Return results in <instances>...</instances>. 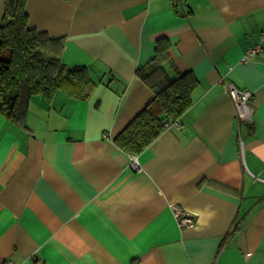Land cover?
<instances>
[{
  "label": "crops",
  "instance_id": "1",
  "mask_svg": "<svg viewBox=\"0 0 264 264\" xmlns=\"http://www.w3.org/2000/svg\"><path fill=\"white\" fill-rule=\"evenodd\" d=\"M26 11L95 87L84 101L33 96L21 124L0 115V264H264V0H27ZM160 39L164 71L197 84L135 171L113 140L154 96L135 71ZM227 85L252 93L251 121L237 120Z\"/></svg>",
  "mask_w": 264,
  "mask_h": 264
},
{
  "label": "trees",
  "instance_id": "2",
  "mask_svg": "<svg viewBox=\"0 0 264 264\" xmlns=\"http://www.w3.org/2000/svg\"><path fill=\"white\" fill-rule=\"evenodd\" d=\"M26 2L3 0L0 22V115L20 124L33 96L51 100L62 90L84 101L95 87L86 68L61 63L63 37H52L30 25ZM169 49L168 41H156L152 59L135 71L154 96L113 140L130 156H138L150 146L166 129V123L178 124L192 104L191 93L197 81L190 72L172 68L170 77L164 71L165 64L172 67Z\"/></svg>",
  "mask_w": 264,
  "mask_h": 264
},
{
  "label": "built area",
  "instance_id": "3",
  "mask_svg": "<svg viewBox=\"0 0 264 264\" xmlns=\"http://www.w3.org/2000/svg\"><path fill=\"white\" fill-rule=\"evenodd\" d=\"M261 41H264V32L260 35ZM261 41L259 44L251 47L247 53L244 56V60H247L253 55H256V53L260 52L262 50ZM226 93L230 96V98L234 101L236 106V118L240 122H247L251 121L253 116V109L251 107V101H252V93L248 90H239L233 85H227L225 89ZM178 124L176 122L166 123L164 126L166 129H169L173 126H177ZM130 166L133 170L138 171L140 170V165L137 159V156H131V162ZM177 217H181L180 224L182 226H188L191 227L193 225V220L188 217V215H183V213L175 209ZM4 264H17L12 260H7L4 262Z\"/></svg>",
  "mask_w": 264,
  "mask_h": 264
}]
</instances>
